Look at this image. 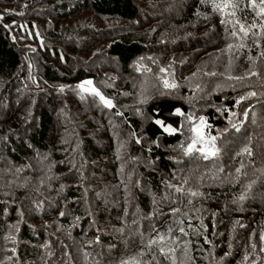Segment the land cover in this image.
I'll use <instances>...</instances> for the list:
<instances>
[{"label": "trees", "instance_id": "obj_1", "mask_svg": "<svg viewBox=\"0 0 264 264\" xmlns=\"http://www.w3.org/2000/svg\"><path fill=\"white\" fill-rule=\"evenodd\" d=\"M224 19L200 0H0V264H119L169 227L177 264H264V36L229 50ZM232 19L264 23L248 0ZM199 117L218 159L185 154Z\"/></svg>", "mask_w": 264, "mask_h": 264}, {"label": "snow or ice", "instance_id": "obj_2", "mask_svg": "<svg viewBox=\"0 0 264 264\" xmlns=\"http://www.w3.org/2000/svg\"><path fill=\"white\" fill-rule=\"evenodd\" d=\"M251 7L255 11V15L261 18H264V0H248ZM202 5H208L211 7L214 13H217L227 19L222 20V23L231 24L232 37H238L240 43L238 45L229 44L228 49L231 50L233 47L244 48L246 47L245 40L249 37V33L251 29H259V35L264 36V23L260 24H253L250 27L241 24L238 19H232L236 16L237 11L241 7L242 0H200ZM258 9V10H257ZM253 36H256V33H252ZM255 43V41H254ZM264 58V51L260 52V56L257 58L249 57V60L255 62V59ZM162 71H167L162 69ZM210 75H216V73H210ZM260 73L256 71L249 70L244 76H229V79H234L237 81H244L250 76H259ZM163 84L165 88H176L177 84L174 82H170L167 79L163 80ZM79 89L80 93L82 94L81 98H84L83 94H87L91 97L98 98V101L101 105L107 108L115 107L113 103V99L105 96V94L100 90V88L96 87L92 80H84L80 84L76 86ZM64 88L61 87L60 91H63ZM257 95L256 92H249L247 96L240 97V101L247 99L248 97ZM156 123L161 124L163 127L162 121H156ZM210 128V125L207 124L206 119L204 117H199L198 122L192 123L191 127L188 129L190 132L189 143L184 148L185 154L189 156L195 157L196 154L199 155L200 158L203 160H211V159H218L221 155V149L217 146V137L211 136L207 129ZM165 131L167 132H175L177 129L171 128V126L165 127ZM246 154V155H253V148L251 144H246L243 149L242 153H237V155ZM243 165H241V168ZM241 168H237L236 172L239 173ZM223 169H221L222 171ZM182 191V189H181ZM191 195L196 196L200 195V193L193 192ZM241 199H244L242 196ZM175 212H179V209H175ZM63 215V213H61ZM181 224L183 221L180 222ZM174 231H179L181 233L184 232L183 227H179L178 229H172L171 227L168 228L167 234L165 233H157L155 237L148 238L146 241V247L148 252H138L134 255H129L127 258L121 259L119 264H152V261H145L143 257L151 252L153 246L158 247L159 252L171 262V264H177V257L175 253L177 252V248L173 247L172 244L175 243V238L173 237L172 233ZM142 236V234H141ZM264 240V236L261 237ZM143 241V237H142ZM170 241L172 243H170ZM255 248V245H253ZM87 255V254H85ZM155 257H153V260ZM247 259V257L245 258Z\"/></svg>", "mask_w": 264, "mask_h": 264}, {"label": "rangeland", "instance_id": "obj_3", "mask_svg": "<svg viewBox=\"0 0 264 264\" xmlns=\"http://www.w3.org/2000/svg\"><path fill=\"white\" fill-rule=\"evenodd\" d=\"M87 51H88V50H87ZM85 80H89V79H85ZM90 80H91V79H90ZM92 81H93V80H92ZM82 82H83V81H82ZM95 86H96V85H95ZM84 98H85V99H88V98H89V95H87V94L84 95ZM255 155H257L256 152H255ZM257 157H258V156H257ZM223 161H224V163H225L226 160L224 159ZM232 177H233V175H229V176H227V177H224V179H231Z\"/></svg>", "mask_w": 264, "mask_h": 264}]
</instances>
